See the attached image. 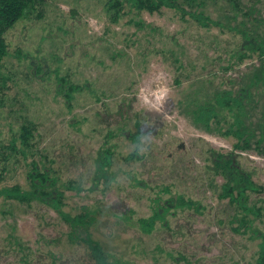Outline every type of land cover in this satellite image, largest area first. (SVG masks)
Listing matches in <instances>:
<instances>
[{
	"label": "rangeland",
	"instance_id": "374dc122",
	"mask_svg": "<svg viewBox=\"0 0 264 264\" xmlns=\"http://www.w3.org/2000/svg\"><path fill=\"white\" fill-rule=\"evenodd\" d=\"M103 1L42 0L4 32L0 145L22 124L33 123L32 146L39 154L42 148L47 152L42 164L54 170L58 185H77V190L62 191L63 211L71 216L82 208L90 211L87 233L108 264H254L264 216L247 215V228L232 223L240 228L229 230L232 208L208 183L209 151H232L263 190L264 156L252 147L232 148L233 137L216 133L219 122L210 121L205 130L192 123L189 112L218 92L235 94L251 83L249 99L234 114L251 131V141H264V79L256 77L264 76V58L237 32L202 28L185 17L181 21L166 8L130 10L110 23ZM233 2L196 0L192 9L225 27L243 26L264 41V0H238L252 5L250 16L240 14ZM168 50L183 52L176 64ZM60 79L77 86L68 101L58 93ZM223 114L233 121L231 113ZM226 127L222 124V131ZM135 129L138 142L130 138ZM104 147L112 153L107 181L93 179L98 150ZM132 151L139 157L126 160ZM38 156L29 154L10 166L0 187L26 188L25 163ZM221 181L215 176L211 186ZM164 188L169 192L161 193ZM175 194L192 198L198 209L174 214L169 209L164 222L143 231L137 220L150 216L152 199ZM248 200L263 211L264 192ZM10 233L19 249L8 250ZM87 251L79 239H69L66 223L53 210L0 197V264H94Z\"/></svg>",
	"mask_w": 264,
	"mask_h": 264
},
{
	"label": "trees",
	"instance_id": "16d2710c",
	"mask_svg": "<svg viewBox=\"0 0 264 264\" xmlns=\"http://www.w3.org/2000/svg\"><path fill=\"white\" fill-rule=\"evenodd\" d=\"M40 4H42V0H0V63L7 51L3 36L4 32L20 18L32 14ZM192 4H196V0H104L102 2V9L105 18L110 23H118L120 18L130 10L134 12L145 11L147 13H155L166 8L175 12L180 20L184 19V17L191 19L199 27L209 28L210 26H216L220 29L226 28L237 32L242 41L251 47V51L256 52L260 58H264V41L262 38L254 36L243 26L227 25V27H225L220 21L213 20L209 16L204 15L198 8L195 7L192 9ZM231 5L234 9H237L240 14L251 15L252 5L248 7L242 6L238 0H234ZM243 8L244 10L242 11ZM36 14L37 16L40 15L38 12H36ZM134 24L139 25L140 22H134ZM157 51L164 56V52L161 49ZM168 51L169 60L172 59L175 64L177 63V58L183 55V52ZM179 68L180 66L178 70ZM256 77L264 79V76L259 75ZM59 81L63 82L59 85L61 89L58 93L64 96L65 100L68 101L70 94L77 89V86L63 79ZM174 82L176 84L179 83L176 78ZM0 84L3 86L4 81ZM251 85V83H249L248 86L244 85L240 91L235 94L230 91L218 92L214 94L211 102H206V104H202L197 108H192L189 114L191 115L192 123L201 126L205 130H210V121H213L215 125L219 122V129L215 131H217L216 133H222L223 135L233 137L234 143L232 148L241 151L252 147L257 153L264 156L263 139L251 141L249 137L251 131L243 125L242 120L238 118V114H234L240 112L244 102H247L249 99L248 90ZM224 111L232 114V122H228L226 116L223 114ZM222 124H227L226 129L223 131L221 128ZM34 132H36V129L33 123L26 122L19 127L17 135L12 137L6 145H0V150H4V152L0 151V181L7 175L10 166L18 164L17 162L20 161V158L22 162L29 154L38 156L39 152L35 151L31 142V140H34L37 136V133L34 135ZM109 136L108 134L106 135V137ZM139 136V130L135 129L134 134H132L130 138L132 142H138ZM137 155L135 151H132L128 154L126 160L138 158L139 156ZM18 156L20 157L18 158ZM111 158L112 153L111 151L109 152L108 148L104 147L98 150V155L95 159L93 179L97 177L105 181L108 180ZM42 159L47 160L45 148H42L37 160H31L30 163H25V166L27 168L29 167L24 173L26 188L18 184L2 186L0 187V197L5 201L25 204L29 206L30 209L36 204H42L53 210L57 216L66 223L69 239H79L88 250V255L93 259L94 264H108L106 255L102 251L99 243L92 240L87 233V226L90 224L89 220L91 217L90 211L82 208L78 213L71 216L62 209V191L65 189L77 190V185L68 182H61L58 185L59 180L54 174V170H51L50 166L43 165L41 162ZM209 160L210 174L212 176V180L208 182L210 183V188L213 189L217 199L225 200L226 204H228L233 211L228 219V223L230 224L229 230L236 231L240 228L232 226V223L247 228L246 224L249 222L246 218L247 215H252L253 217L264 216V209L261 211V207L249 203L248 200L250 195L261 194L264 190L260 184L252 180L253 173L241 167L238 156L232 151L215 154L213 151L212 154L211 151H209ZM215 176H220L222 181L218 186H211ZM60 188H62V190ZM165 191L169 192L167 188H164L161 193ZM152 202L154 206L151 208L150 216L146 219L137 220L138 225L145 232L153 230L156 221L164 222V216L169 213V209H173L169 214H174L177 211L188 209L196 211L199 207V203L183 194L170 195L161 200L160 197L157 196L152 199ZM164 224L165 226L168 225L167 222ZM80 234L83 236H79ZM260 240L254 264H264V235H260ZM6 241L8 242V250H10V246L19 249L18 239L13 237L11 233L7 235Z\"/></svg>",
	"mask_w": 264,
	"mask_h": 264
}]
</instances>
